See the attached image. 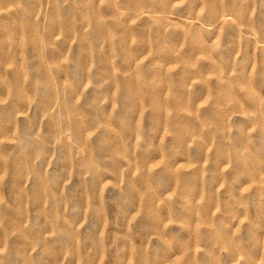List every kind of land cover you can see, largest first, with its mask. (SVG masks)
<instances>
[{
  "label": "rangeland",
  "instance_id": "374dc122",
  "mask_svg": "<svg viewBox=\"0 0 264 264\" xmlns=\"http://www.w3.org/2000/svg\"><path fill=\"white\" fill-rule=\"evenodd\" d=\"M0 264H264V0H0Z\"/></svg>",
  "mask_w": 264,
  "mask_h": 264
}]
</instances>
